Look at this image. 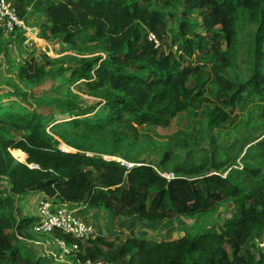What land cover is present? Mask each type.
I'll return each mask as SVG.
<instances>
[{
  "label": "trees",
  "instance_id": "16d2710c",
  "mask_svg": "<svg viewBox=\"0 0 264 264\" xmlns=\"http://www.w3.org/2000/svg\"><path fill=\"white\" fill-rule=\"evenodd\" d=\"M8 1L22 18L31 0ZM186 2L189 7L202 9L206 34H196L197 39L189 38L188 28L182 23L171 42L164 39L167 35H163L162 10L151 0L46 2L40 37L62 35L71 42L78 37L86 41L99 40V48L106 51L104 58H80L70 69L72 79L80 80L81 89L104 95V104L96 111L68 104V120L61 122L62 125L81 128L82 133L93 136L106 135L113 130L118 135L116 143L123 144L138 134V126L168 127L180 112L196 114V108L201 109L209 127H223L235 122L236 115L232 116L229 110L238 100L253 94L264 98V0ZM216 24L221 25L225 36L223 49L216 41ZM243 24L253 29L254 72L244 81H237L227 76L226 70L235 60L236 26ZM149 32L156 36L159 44L149 40ZM193 55L200 63H210L206 73L213 76L212 93L205 94L201 79L205 74L199 64L190 61ZM18 76L35 83L43 78L44 72L37 61L30 58L19 67ZM191 81H194L193 86H189ZM220 95L226 96L225 103L230 109L216 103L220 102ZM42 106L28 113L5 110L0 114V123H8L19 135L14 138L0 130V178L7 180V186L0 187V264H48L41 258L29 257L12 240L19 229L35 221L18 212L13 197L33 191L78 205L82 216L88 209H96L109 211L116 217L136 216L138 221L170 220L232 201L237 211L224 222L226 230L220 233L207 231L193 237L181 234L173 240L159 242L129 236L120 245H113L103 236L79 240L58 230H53L52 234L69 242L76 241L79 251L75 257L91 263L253 264L248 237L264 225L261 167L239 169L244 183L235 182L229 175L205 171L195 172L191 177L177 174L167 179L151 164L127 166L102 156L65 151L58 148L55 138L45 131L46 124L52 120V109ZM261 136L246 140L242 148L255 141V148L264 159V136ZM9 149H21L27 154L26 163L37 167L17 161ZM115 152L113 149L110 154ZM19 156L23 158L24 154L19 152ZM119 156L126 158L122 153ZM164 164L161 161V165ZM181 168L176 166L172 171L179 173Z\"/></svg>",
  "mask_w": 264,
  "mask_h": 264
},
{
  "label": "rangeland",
  "instance_id": "374dc122",
  "mask_svg": "<svg viewBox=\"0 0 264 264\" xmlns=\"http://www.w3.org/2000/svg\"><path fill=\"white\" fill-rule=\"evenodd\" d=\"M48 1L52 0H31L25 16L22 17L23 26L13 35H5L0 28V114L5 110L28 113L38 106L47 105L52 109V120L46 124L45 131L55 138L58 148L118 160L127 166L133 163H147L162 173L173 172L172 168L179 166L183 168L179 173L174 172V175L191 177L199 171L218 172L223 176L229 175L238 183H244L239 172L244 166L261 167L264 173V159L259 156L255 141L242 148L246 140L264 136V98L254 94L238 100L232 108L226 106V96L220 95V102L216 103L227 109L231 108V115H236L234 123L223 127H209L202 117L201 109L196 108V114L180 112L168 127L138 126V134L123 144L116 143L118 135L113 130L108 131L106 135L93 136L82 133L81 128L72 129L62 125L61 122L68 120V104L95 108V111L104 104V95L81 89L80 80L72 79L70 69L77 65L80 58H104L106 51L99 48V40L86 41L78 37L71 42L63 39L62 35H52L48 39L40 37L39 27L44 18L42 10ZM151 2L162 10L163 35H167L164 39L169 42L174 34H177L182 23L188 28L189 38L197 39L196 34H206L202 9L189 7L186 0ZM142 4L144 5L145 1ZM214 30L218 46L225 48L226 40L221 25L216 24ZM252 33L253 29L247 24L236 26L235 60L232 61L231 67H227L226 74L237 81H244L254 72ZM209 41L207 38V47L210 45ZM175 47L172 48L174 52L177 50ZM30 58L35 59L44 72L43 78L35 83L23 81L18 76L19 67ZM190 61L202 67L205 74L201 78L203 89L205 88V94H209L213 88V76L207 75L209 72L206 73L210 63L206 65L198 62L195 55L190 57ZM188 83L189 86L194 85V81ZM262 91L264 93V87ZM9 126L8 123H0L1 132L18 138V133ZM68 143L85 148L80 150ZM113 149H116V152L112 155L110 152ZM9 151L17 161L26 163L27 154L24 151ZM18 151L24 154L23 158H20ZM120 153L124 154L127 160L119 156ZM165 158L167 159L164 160ZM161 161H164V166ZM27 165L34 167L33 164ZM3 186H7V180L0 178V187ZM41 198L59 200L55 196L38 191L13 197L18 212L35 220L37 204ZM236 211L237 206L232 201H225L210 210L192 215H178L170 220L138 221L136 216L116 217L109 211L96 209H88L84 216H80L94 225V237L103 236L113 245H120L129 236L159 242L173 240L181 234L193 237L207 231L220 233L226 230L224 222ZM248 239L251 242L253 264H264V225L252 231ZM12 240L21 247L23 253L32 259L41 258L48 264H108L104 261L91 263L79 256H65L50 234L35 232L32 226L19 229Z\"/></svg>",
  "mask_w": 264,
  "mask_h": 264
},
{
  "label": "built area",
  "instance_id": "2783aa9c",
  "mask_svg": "<svg viewBox=\"0 0 264 264\" xmlns=\"http://www.w3.org/2000/svg\"><path fill=\"white\" fill-rule=\"evenodd\" d=\"M23 26V20L17 15L15 8L7 1L0 0V28L5 35H13ZM148 38L158 44L156 36L148 33ZM167 179L174 176L173 172H160ZM79 206L60 200L41 198L37 204V219L33 222L32 230L38 233H48L54 243L65 256H77L79 245L76 241H67L63 237L54 236L53 230H58L75 239L86 240L93 238L96 232L94 225L78 213Z\"/></svg>",
  "mask_w": 264,
  "mask_h": 264
},
{
  "label": "water",
  "instance_id": "95a60500",
  "mask_svg": "<svg viewBox=\"0 0 264 264\" xmlns=\"http://www.w3.org/2000/svg\"><path fill=\"white\" fill-rule=\"evenodd\" d=\"M65 151H68V150H66V149H64ZM32 166H34V167H37V165H35V164H33ZM128 166H130V165H128Z\"/></svg>",
  "mask_w": 264,
  "mask_h": 264
}]
</instances>
